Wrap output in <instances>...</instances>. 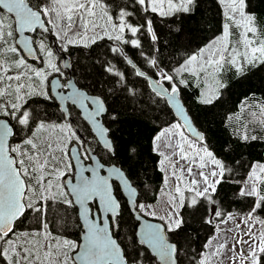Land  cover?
Wrapping results in <instances>:
<instances>
[{
    "label": "snow or ice",
    "instance_id": "6c2138e0",
    "mask_svg": "<svg viewBox=\"0 0 264 264\" xmlns=\"http://www.w3.org/2000/svg\"><path fill=\"white\" fill-rule=\"evenodd\" d=\"M214 3L218 30L172 64L166 37L201 0H0V264H264V161L221 155L186 106L188 90L214 106L264 70V16ZM129 116L158 127L156 188L139 181L136 142L121 158ZM225 123L264 142V99L245 95ZM225 186L245 211L225 209Z\"/></svg>",
    "mask_w": 264,
    "mask_h": 264
},
{
    "label": "trees",
    "instance_id": "16d2710c",
    "mask_svg": "<svg viewBox=\"0 0 264 264\" xmlns=\"http://www.w3.org/2000/svg\"><path fill=\"white\" fill-rule=\"evenodd\" d=\"M250 11H254L259 16H264V0H249ZM219 9L214 0H201V7L196 13V20H187L185 22L184 35L177 40L174 36L166 37L169 48L165 49L164 55L166 62L174 64L181 59L186 51L194 50L196 47L205 43L220 26ZM163 31H167L161 26ZM256 93L257 96L264 99V70L257 71L255 75H251L247 79L234 81L229 89L222 95L220 101L214 106L206 107L194 102L195 90L187 91L188 99L186 106L189 107L190 114L202 130L206 131L214 148L221 155H225L224 148L226 145L232 146V152L228 154L229 159H237L243 161H264V142H253L248 146L236 141L231 135L233 129L225 123V117L236 109L240 100L245 95ZM152 115H159L160 120L157 125L163 126V121L171 119L163 112H154ZM158 131V127L148 122L146 117L129 116L123 119L119 124V129L115 131V135L120 143V155L124 158V148L131 142H136L140 152V162L137 168L140 169L139 181L143 184H150L153 188L159 186L160 174L155 171V161L157 157L151 154V137ZM244 169L239 170L242 174ZM224 207L227 211L239 212L245 211L243 203L233 200L229 186H225ZM146 202L152 203V194L150 193ZM125 223L122 226L121 233L130 234L133 230L132 225L135 221L129 220L128 214H124ZM54 226V224H53ZM199 227V225H196ZM211 234V229H201L200 232L193 233L196 242L193 247H199L200 244ZM76 238V235H72ZM186 264V262H185Z\"/></svg>",
    "mask_w": 264,
    "mask_h": 264
},
{
    "label": "rangeland",
    "instance_id": "374dc122",
    "mask_svg": "<svg viewBox=\"0 0 264 264\" xmlns=\"http://www.w3.org/2000/svg\"><path fill=\"white\" fill-rule=\"evenodd\" d=\"M142 202H144V201H142ZM158 207H159V205H158ZM223 227H225V228H231V227H234V225L232 223H229L228 225H225ZM231 235H232L231 233H228V236L229 237H231ZM73 239H75V238H73ZM223 264H228V259L227 258L224 259Z\"/></svg>",
    "mask_w": 264,
    "mask_h": 264
},
{
    "label": "flooded vegetation",
    "instance_id": "af4514ba",
    "mask_svg": "<svg viewBox=\"0 0 264 264\" xmlns=\"http://www.w3.org/2000/svg\"><path fill=\"white\" fill-rule=\"evenodd\" d=\"M38 107H39V105H38ZM50 227H52L53 229H55L56 225L54 224V226H53V224H52V225H50ZM76 231H77L76 229H69V232H71L72 235H74L76 233Z\"/></svg>",
    "mask_w": 264,
    "mask_h": 264
}]
</instances>
